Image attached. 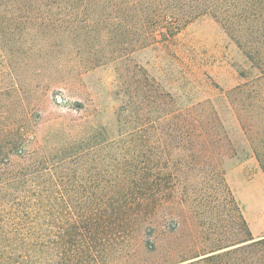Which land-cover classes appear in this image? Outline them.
<instances>
[{"label":"trees","instance_id":"1","mask_svg":"<svg viewBox=\"0 0 264 264\" xmlns=\"http://www.w3.org/2000/svg\"><path fill=\"white\" fill-rule=\"evenodd\" d=\"M203 15L221 25L248 66L233 65L241 81L227 88L206 82L201 101L179 105L154 80L143 100L129 90L112 122L72 124L49 121L37 98L28 100L37 91L23 87L25 72L39 71L37 60L60 42L90 46L88 68L111 69L117 87L124 61ZM135 102L148 109L140 113ZM226 119L264 173V0H0V264H135L139 241L175 191L169 180L181 174L192 177L209 252L230 247L184 264H264V235L252 236L225 181L223 159L237 154ZM48 121L51 130L39 138L35 129ZM152 137L176 143L155 150L137 141ZM172 150H179L173 158ZM170 161L186 171H169ZM153 162L163 166L152 169ZM226 206L232 224L210 223V211L222 221Z\"/></svg>","mask_w":264,"mask_h":264},{"label":"rangeland","instance_id":"2","mask_svg":"<svg viewBox=\"0 0 264 264\" xmlns=\"http://www.w3.org/2000/svg\"><path fill=\"white\" fill-rule=\"evenodd\" d=\"M84 49L77 42H60L46 57L37 60L41 67L39 71L28 69L25 72L23 87L26 91H37L28 100L34 101L37 98L40 109L49 121L56 118L72 124L82 123L84 120L93 123L112 122V113L125 107L129 90L140 95L139 101L143 100L141 92L148 93L150 83L154 80L164 92L176 97L179 105L201 101L208 95L205 91L206 82L227 88L241 81L235 75L233 65L248 66L234 41L208 15L193 20L169 41L136 51L131 62L127 60L120 65L121 82L117 87L111 84V69L101 66L88 68L89 53L86 51L90 46L85 44ZM145 74L150 76L147 78L148 83ZM127 81L130 82L129 86ZM140 88L141 91H138ZM115 92L117 95L114 96ZM10 104L12 107V101ZM134 104L140 105V108L136 107L137 110L140 109V113L148 109L142 103ZM49 121L44 126L37 127L34 134L39 138L46 137L51 130ZM225 126L233 135L237 152L235 156L223 159L225 181L252 236L259 238L264 235V173L236 125L226 119ZM76 132L80 131L75 127L73 133ZM137 141H144L145 144L154 146L155 150H169L170 145L176 143L169 137L143 138ZM50 146L53 149L54 143ZM152 150L154 151L153 148ZM175 151L179 150H172V158L176 155ZM162 166L160 162L150 163V167L155 170ZM177 167H182V171L187 169L185 164L179 165L175 161L165 165L171 172L176 171ZM192 182V177L184 174L169 180L168 186L175 191L171 192L155 213L154 228L148 231L149 235L144 234L141 238L138 251L134 247L138 257L135 264H184L195 259L191 257L194 254L204 256L203 252L209 255L230 248L209 252L210 242L203 239L202 233L206 226L200 224L194 204L191 203ZM209 182L214 183L212 179ZM201 186L203 184L198 185ZM225 209L228 213L222 221L218 219L221 215L218 210L210 211L207 215L209 222L214 225L231 223L232 213L228 206ZM224 215L223 211L222 217ZM229 230L230 227L226 226L225 233ZM210 231L219 233L218 227L212 226Z\"/></svg>","mask_w":264,"mask_h":264}]
</instances>
